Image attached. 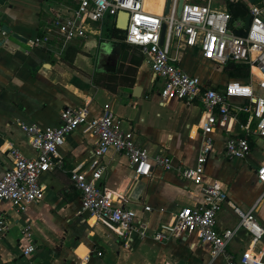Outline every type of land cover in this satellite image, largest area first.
I'll list each match as a JSON object with an SVG mask.
<instances>
[{"label":"crops","instance_id":"obj_1","mask_svg":"<svg viewBox=\"0 0 264 264\" xmlns=\"http://www.w3.org/2000/svg\"><path fill=\"white\" fill-rule=\"evenodd\" d=\"M222 1L217 0L216 6ZM58 4L57 0H0V177L12 163L10 147H16L24 156L35 155L19 122L54 128L59 124L62 108L82 104L92 114L104 108L114 111L123 120V127L135 133L139 146L150 154L164 150L174 167H153L149 176L135 178L123 153L110 152L100 158L104 171L98 186L112 197L114 206L133 209L151 229L144 238L133 235L125 240L112 225L99 223L81 211L80 194L69 174L73 167L87 164L94 156L95 137L77 128L66 135L58 148L62 166L41 176L44 191L39 202L29 205L25 212L0 203V215L7 226L5 232L0 231V264H206L209 248L194 233L185 232L161 242L152 238V231L166 230L171 225L181 207L201 201L200 193L178 175L176 166L195 164L202 106L177 99L163 102L159 96L161 83L154 79L143 58L133 86L119 85L112 92L96 84L97 69L118 64L117 58L107 57L111 42L101 35L74 39L61 53L56 43L51 47H32L29 41L43 33L51 7ZM3 26L10 32L2 31ZM190 50L198 52L196 63H205L208 71L198 75L191 66H183L188 51L185 49L180 57L185 72L198 75L209 85H221L228 80L222 69L204 61L197 49ZM136 86L139 91L134 95ZM224 129L218 125L212 133L214 151L205 165L204 180L224 185L228 201L247 210L263 189L255 170L264 161V142L251 139L250 153L245 159L229 158L223 151L228 136ZM231 129V135L239 133L237 126ZM241 178L249 180L250 186ZM261 202L262 199L257 209ZM144 206H149L150 211H145ZM234 214L229 204L222 207L217 216L219 231L237 224L232 219ZM256 219L264 227V218ZM25 225H30V236L23 233ZM249 240L245 231L240 230L228 250L238 255L247 248ZM261 244L264 245L262 241ZM28 245H34L35 250L24 256L22 249ZM97 251L102 254L98 256ZM214 264H223L222 257Z\"/></svg>","mask_w":264,"mask_h":264},{"label":"built area","instance_id":"obj_2","mask_svg":"<svg viewBox=\"0 0 264 264\" xmlns=\"http://www.w3.org/2000/svg\"><path fill=\"white\" fill-rule=\"evenodd\" d=\"M203 1L184 0L178 13V0H171L168 13H164L165 0L160 12L148 7L146 0H77L69 11L50 13L43 36L34 37L29 44L51 47L56 43L61 53L74 39L99 36L106 19L111 18L116 25L118 13L128 12L124 40L142 52L154 79L161 83L162 101L198 102L203 110L195 164L176 166L178 175L200 193L201 201L181 207L171 225L166 230L152 231V238L161 242L185 232L194 233L209 248L206 264H214L220 257L223 264H264L261 244L264 227L255 217L258 202L264 197V161L255 170L262 192L247 210L228 201L224 185L204 180L205 165L214 151L212 133L218 125H223L228 135L223 151L229 158L245 159L251 149L250 138L264 142V0H224L218 6L213 5V0ZM227 3H236L250 15L246 28L241 15L232 18ZM238 30L243 33L237 34ZM185 49H197L200 57L216 69H222L229 60L246 64L247 82L228 79L221 85H209L181 68L180 57ZM241 114L246 115L245 120ZM233 125L239 133L231 135ZM19 127L35 155L24 156L16 147H10L12 163L0 177V203L6 202L11 209L25 212L29 205L39 202L44 191L41 176L62 166L58 148L66 135L81 127L84 133L95 137L94 156L87 164L73 167L69 174L80 194L81 211L99 223L112 225L125 240L129 241L133 235L147 236L151 230L149 223L139 219L131 208L114 206L112 197L98 186L104 171L100 158L110 152L123 153L134 177L141 178L149 176L153 167L172 169L173 160L167 152L150 154L136 143L135 133L123 127V120L114 111L104 108L92 114L86 104L62 108L57 127L44 129L34 122H19ZM225 204L230 205L239 219L235 226L219 231L217 216ZM143 209L150 211L149 206ZM6 230V222L0 215V231ZM240 230L250 240L247 248L235 255L228 246ZM23 233L30 236V225H25ZM34 250V245H28L22 254L27 256ZM101 254L97 251L98 256Z\"/></svg>","mask_w":264,"mask_h":264},{"label":"trees","instance_id":"obj_3","mask_svg":"<svg viewBox=\"0 0 264 264\" xmlns=\"http://www.w3.org/2000/svg\"><path fill=\"white\" fill-rule=\"evenodd\" d=\"M59 1V0H57ZM199 2V1H198ZM236 3H227V7L231 13ZM232 18L234 16L232 15ZM107 23L101 31L102 38L106 37L111 42V52L108 56L110 60L118 59V64L115 66L110 65L107 69H97V77L95 79L96 84L114 92L117 86L131 87L135 81V72L137 66L142 62V52L138 47L127 44L125 42V32L116 27L111 18L106 19ZM39 37L43 36L42 32H39ZM109 62L111 63V61ZM222 72L227 75L228 79L240 80L247 82L249 68L246 64L234 62L229 60L222 67ZM240 117L245 120L246 115L241 114ZM250 138V146H251Z\"/></svg>","mask_w":264,"mask_h":264},{"label":"rangeland","instance_id":"obj_4","mask_svg":"<svg viewBox=\"0 0 264 264\" xmlns=\"http://www.w3.org/2000/svg\"><path fill=\"white\" fill-rule=\"evenodd\" d=\"M199 2H204L203 0H196ZM216 1L217 0H213V5H216ZM58 5H54L51 7L52 13H54L55 11H62V12H66L69 11L76 3V0H59L58 1ZM146 3L148 5V7L152 8L154 11H161L162 8V4H163V0H146ZM107 21L104 22V24L101 27V30L105 27ZM101 35V33L99 34V36ZM98 36V37H99ZM107 40V39H106ZM113 47V46H111ZM114 49V47H113ZM188 51L185 52V60L183 61V66L184 65H189L192 68H194L196 70V72L199 74H206L208 71V68L206 67L205 63L202 64H198L196 63L197 59L195 58V56L197 55V51H192L190 49H187ZM191 57L193 58L191 60ZM214 80V79H213ZM153 91H156V88H153ZM153 92V93H154ZM147 104V103H145ZM241 181H244V183H246V186H250V182L249 180H246V178H241ZM255 217L256 218H264V197L262 198V202L260 204V207L255 211ZM232 219L238 222V217L234 214L232 215ZM264 243V236L262 237L261 240Z\"/></svg>","mask_w":264,"mask_h":264},{"label":"water","instance_id":"obj_5","mask_svg":"<svg viewBox=\"0 0 264 264\" xmlns=\"http://www.w3.org/2000/svg\"><path fill=\"white\" fill-rule=\"evenodd\" d=\"M183 1L184 0H178V6H177L178 13L180 12V10L182 8ZM250 1H254V0H250ZM170 2H171V0H165L164 13H168L169 8H170ZM232 15L234 17H238L239 15H241L242 18H243V22H244V28H246L248 26V24L250 22V15L241 6L236 5L233 8ZM122 22H124V24H121ZM127 22H128V12H126V11H120L118 13V15H117L116 27L119 28V29H121V30H123V31H125V29L127 27ZM164 29H165V26L163 25L162 26V30H161V37H160V40L161 41L163 40ZM1 30L2 31H5V32H10V31H8V27H6V26H3ZM236 33L239 34V35H241L243 33V30H238V31H236ZM12 36L14 38L20 40V41L22 40V38L20 37V35H18L17 33H12ZM138 89H139L138 86L134 87V95H136L135 94L136 91H139Z\"/></svg>","mask_w":264,"mask_h":264},{"label":"bare ground","instance_id":"obj_6","mask_svg":"<svg viewBox=\"0 0 264 264\" xmlns=\"http://www.w3.org/2000/svg\"><path fill=\"white\" fill-rule=\"evenodd\" d=\"M121 24H124V22H122ZM92 219H94V218H92Z\"/></svg>","mask_w":264,"mask_h":264}]
</instances>
